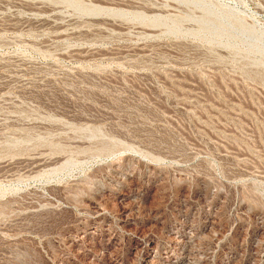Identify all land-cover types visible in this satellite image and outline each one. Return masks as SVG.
I'll return each mask as SVG.
<instances>
[{
    "label": "rangeland",
    "instance_id": "374dc122",
    "mask_svg": "<svg viewBox=\"0 0 264 264\" xmlns=\"http://www.w3.org/2000/svg\"><path fill=\"white\" fill-rule=\"evenodd\" d=\"M0 264H264V0H0Z\"/></svg>",
    "mask_w": 264,
    "mask_h": 264
}]
</instances>
